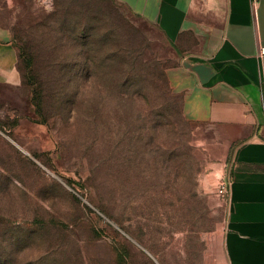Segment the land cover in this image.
I'll return each instance as SVG.
<instances>
[{
  "label": "rangeland",
  "instance_id": "rangeland-1",
  "mask_svg": "<svg viewBox=\"0 0 264 264\" xmlns=\"http://www.w3.org/2000/svg\"><path fill=\"white\" fill-rule=\"evenodd\" d=\"M3 33L0 264H225L218 127L134 1L0 0Z\"/></svg>",
  "mask_w": 264,
  "mask_h": 264
},
{
  "label": "crops",
  "instance_id": "crops-1",
  "mask_svg": "<svg viewBox=\"0 0 264 264\" xmlns=\"http://www.w3.org/2000/svg\"><path fill=\"white\" fill-rule=\"evenodd\" d=\"M181 60L193 115L218 127L229 182L225 264H264V0H132ZM0 35V82L18 84Z\"/></svg>",
  "mask_w": 264,
  "mask_h": 264
},
{
  "label": "built area",
  "instance_id": "built-area-1",
  "mask_svg": "<svg viewBox=\"0 0 264 264\" xmlns=\"http://www.w3.org/2000/svg\"><path fill=\"white\" fill-rule=\"evenodd\" d=\"M261 53L264 54V47L261 49ZM218 193L222 198H227L229 195V182L228 181H223L219 188H218Z\"/></svg>",
  "mask_w": 264,
  "mask_h": 264
},
{
  "label": "trees",
  "instance_id": "trees-1",
  "mask_svg": "<svg viewBox=\"0 0 264 264\" xmlns=\"http://www.w3.org/2000/svg\"><path fill=\"white\" fill-rule=\"evenodd\" d=\"M22 56L19 54V56H18V60L21 58ZM22 76H23V81L26 79V77H25V74H24V72L22 73ZM31 80H33L34 82H33V85H34V83H37V80L36 79H34V78H31ZM2 260V262H3V259L1 258L0 259V261Z\"/></svg>",
  "mask_w": 264,
  "mask_h": 264
}]
</instances>
